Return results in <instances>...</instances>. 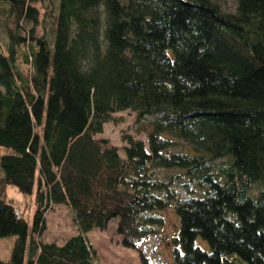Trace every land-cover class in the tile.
I'll use <instances>...</instances> for the list:
<instances>
[{
  "label": "trees",
  "instance_id": "obj_1",
  "mask_svg": "<svg viewBox=\"0 0 264 264\" xmlns=\"http://www.w3.org/2000/svg\"><path fill=\"white\" fill-rule=\"evenodd\" d=\"M37 1L0 0V264H98L89 232L114 222L138 250L171 205L174 264H264V0H49L44 34ZM123 111L152 117L148 150L95 137ZM9 186L33 196L27 257ZM52 205L78 232L62 244L40 240Z\"/></svg>",
  "mask_w": 264,
  "mask_h": 264
},
{
  "label": "rangeland",
  "instance_id": "obj_2",
  "mask_svg": "<svg viewBox=\"0 0 264 264\" xmlns=\"http://www.w3.org/2000/svg\"><path fill=\"white\" fill-rule=\"evenodd\" d=\"M217 3L221 10L226 13H234L236 10V0H212ZM34 6L39 10L40 25L38 33H45L52 29L51 20L44 21V16L51 11L49 0H38ZM2 7V6H1ZM0 30V39L2 40ZM115 122L107 123L103 126V132L97 134L96 138H107L113 145L122 147L126 141L122 136L127 135L143 141L145 148L148 150L147 135L152 130V117H146L142 120H137L136 114L130 111H123L116 113ZM165 138L172 137L164 134ZM177 151L189 148L186 146L176 147ZM121 154L123 152L121 151ZM226 162V160H216L211 162L212 165H219ZM155 177L161 180L168 181L172 179L176 193L185 198L187 196L186 189L183 186L188 182V177L182 171L177 169L165 170L156 169L154 171ZM251 192V195L255 193ZM196 194H200L199 189H195ZM6 198L13 202V205L20 208L23 212L25 221L28 224L29 237L27 240V247L25 257L28 255V245L32 229L34 204L33 196H22L15 187L9 186L6 190ZM19 209V210H20ZM164 219V223L155 227V234L145 239L138 247V250L125 248L120 243V236L116 233V225L114 222L109 223L104 231L93 230L87 234V238L96 251L98 264H142L139 251L149 260V264H174L172 260V252L177 245L174 243L173 238L178 235L179 231V218L171 205L166 210L153 212ZM46 231L41 237L42 242H55L62 244L71 236L76 235L77 229L72 221V212L65 206L52 205L46 216ZM14 237L0 238V259L7 261L10 255L11 247L14 243ZM197 245L202 248H207L206 243L202 239L197 240ZM26 262V261H25Z\"/></svg>",
  "mask_w": 264,
  "mask_h": 264
},
{
  "label": "built area",
  "instance_id": "obj_3",
  "mask_svg": "<svg viewBox=\"0 0 264 264\" xmlns=\"http://www.w3.org/2000/svg\"><path fill=\"white\" fill-rule=\"evenodd\" d=\"M18 215V214H17Z\"/></svg>",
  "mask_w": 264,
  "mask_h": 264
}]
</instances>
